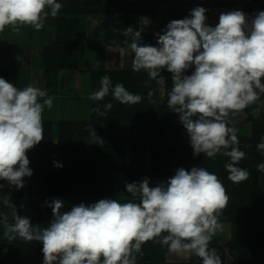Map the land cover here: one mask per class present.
I'll use <instances>...</instances> for the list:
<instances>
[{
  "label": "clouds",
  "instance_id": "9594fccd",
  "mask_svg": "<svg viewBox=\"0 0 264 264\" xmlns=\"http://www.w3.org/2000/svg\"><path fill=\"white\" fill-rule=\"evenodd\" d=\"M62 7L57 0H0V33L20 27L39 31L48 16L56 18ZM206 12L198 6L189 17L171 20L154 34L157 46L141 43L144 27L150 24L142 18V29H124L123 35L131 38L130 44L124 43L134 53L132 71L146 72L149 81L166 93L167 106L179 116L194 156L228 157V179L240 183L250 173L238 166L245 153L239 149L238 130L229 126L233 124L229 118L246 115L253 105L264 106V10L252 18L240 10L221 13L214 27L207 24ZM163 69L172 74L170 90L161 75ZM189 69L193 71L186 75ZM110 90L122 104L141 102L142 97L123 84L113 87L107 75L89 99L103 100ZM154 92L147 94L149 103H155ZM53 99L39 87L19 88L0 77V181L17 190L25 186V177L33 175L27 153L44 140L43 113L46 107L52 108ZM112 107L107 103L103 110L98 105L91 111L105 116ZM259 112L256 107L252 114ZM257 150L264 154V137ZM54 166L62 164L54 162ZM257 171L264 172V163L257 165ZM125 189L136 199L105 198L63 212L65 205L59 198L46 201L52 210L46 226L33 224L6 197L3 204L12 209V220L0 212L3 236L8 243L41 242L43 264H136L147 242L159 243L175 255H195L201 264H222L210 244L222 229L219 217L230 197L215 173L203 167L190 171L181 167L166 183L153 187L145 177L126 182Z\"/></svg>",
  "mask_w": 264,
  "mask_h": 264
},
{
  "label": "trees",
  "instance_id": "16d2710c",
  "mask_svg": "<svg viewBox=\"0 0 264 264\" xmlns=\"http://www.w3.org/2000/svg\"><path fill=\"white\" fill-rule=\"evenodd\" d=\"M57 2L63 5L57 17L48 16L56 32L50 43L38 51L46 90L53 87L58 73L79 70L80 57L86 46V41L80 37V25L82 19L88 17V21L96 20L93 30L96 36V65L87 69L90 94L99 89L101 78L107 75L113 87L121 83L142 99L135 105L122 104L113 98L110 90L103 100L88 98L87 113L85 111L81 118L44 119V140L27 153L33 175L24 178L25 186L19 190L6 181H0L3 185L0 188V212L7 213L11 222L12 209L3 204L7 197L18 212L28 216L33 224L41 225L44 221L49 224L52 218L46 217L50 209L46 201L54 198L75 203H93L105 198L127 202L136 198L126 192V182H140L147 177L150 186L154 187L158 183H166L181 167L189 171L192 167H203L220 178L230 197L219 217L220 223L229 225V236L222 242L215 234L210 247L217 249L222 264H264V172L257 171V165L264 163V154L257 150V144L264 137V113L260 110L258 116L252 114L260 105L246 109L247 114L242 119L246 129L237 128L239 149L245 153L238 166L247 169L250 176L246 181L233 183L225 169L228 157L221 154L215 158L203 154L194 156L190 138L179 116L167 106L166 93L155 81H149L146 72L132 71L134 53L124 43L128 36L123 35L124 29L130 26L142 29L140 21L146 17L154 28L147 33V26L144 27L142 39L144 43L157 46L154 34L159 32V28L165 29L173 19L189 17L190 11L198 6L207 9L206 22L214 27L219 22V16L213 13V7L235 3L250 7L255 0ZM107 48L116 53L127 48L129 53L124 52L122 60L119 58L114 65L108 66ZM192 71L189 69L185 74L190 75ZM161 75L166 89L170 90L172 74L163 69ZM150 90H155L152 97L155 103H149L147 94ZM107 103L113 105L107 115L100 116L91 111L98 105L103 110ZM54 162H59L62 167H55ZM115 173L121 176L119 188L115 187ZM3 231L0 224V264H43L42 244H36L33 249V241L28 243L17 239L8 243ZM142 252L143 255H137L136 264H201L195 255L178 258L159 243H145ZM228 257L230 260L227 261Z\"/></svg>",
  "mask_w": 264,
  "mask_h": 264
},
{
  "label": "rangeland",
  "instance_id": "374dc122",
  "mask_svg": "<svg viewBox=\"0 0 264 264\" xmlns=\"http://www.w3.org/2000/svg\"><path fill=\"white\" fill-rule=\"evenodd\" d=\"M86 18L82 19L80 25V37L82 41H86V46H84L85 48L80 57L82 61L79 67L78 80H76V85L74 84L75 81L63 84L65 86L61 85L60 89L62 91V95L59 94L57 98L54 99L55 108L52 110V112H54L53 117L56 118L68 117L65 112L59 110L60 108H63L69 112L66 108H69V106H72L75 102H78L77 104H79L81 108L78 115H82L85 111L87 113L88 99H86V97H82L76 100L75 98V96H78L76 95L77 91L88 88V67L96 65V36L93 31L96 20L89 19L88 21ZM152 27L153 23L150 21V24L146 27V32L148 33ZM162 30V28H159V32H162ZM55 32V25L53 24L51 18H47L45 20L44 27L39 31H36L31 27H20L18 31L6 28L4 32L0 33V77H5L8 82L13 83L19 88H23L28 85H34L41 89L44 88L46 79L41 76L42 65L39 62L38 51L43 45L50 43ZM144 35L145 32H143L142 38ZM127 40L128 42H131L130 37H128ZM141 40V42L144 43V39ZM109 50L110 51H107L106 55V63L108 66L114 65L117 62V57L122 60L124 52L127 54L129 53L127 48L120 49L117 53L112 49ZM50 91L51 89L49 92ZM240 127L242 128V126ZM117 174L118 173H115V176ZM116 179L119 182L116 183L115 187L119 188V184H121V176L117 175ZM62 201L65 205L64 208L61 209L62 212L70 210L74 205L80 204L78 201H76V203L75 201L66 199H62ZM82 203L86 205L92 204L91 202ZM46 217L52 218L51 208L46 212ZM46 225L47 223L45 221L41 224V226ZM221 225L222 229L218 230L216 234L220 240H224L229 236V225L225 223H221ZM35 247L36 244H33V249H35Z\"/></svg>",
  "mask_w": 264,
  "mask_h": 264
},
{
  "label": "crops",
  "instance_id": "0c3cea01",
  "mask_svg": "<svg viewBox=\"0 0 264 264\" xmlns=\"http://www.w3.org/2000/svg\"><path fill=\"white\" fill-rule=\"evenodd\" d=\"M215 21L217 22L218 20L216 19ZM152 28H154V25H153ZM89 43H90V41H89ZM109 49H111V48H107L106 49V55H107V51H110ZM117 60H118V57H117ZM78 75H79V70H76L74 72L62 71V72H60V73H58L56 75V82L53 85V87L50 88L51 89L50 92H48L50 89L49 90H46V87L45 86H44V88H42V90H46L48 92L49 96H52L55 99V98H57V96L59 94L62 95V91L60 89L61 85L62 86H65L63 84L70 83V82H73V81H75L74 84L76 85V82H77L76 80H78ZM41 76H42V74H41ZM2 78L6 79L5 77H2ZM76 95H78V96H75L76 100H78L79 98H82V97H86V99H88L89 98V95H90L89 87L87 89H85V90L81 89V90L77 91ZM54 99H53V104L55 102ZM77 103L78 102H75L72 106H69V108H66L67 110H69V112H67L63 108H60L59 111L65 112L67 114V116H68V117H64V118H62V117L61 118L60 117H58V118L53 117V113L54 112H52V110L55 108V104L52 106V108L50 110L46 107L45 110H44V113H43V120L44 119H53V120H58V119H78V118L83 117L84 114H85V112L82 113V115H78L79 114V110L81 108H80L79 104H77ZM260 110H261L262 113H264V106H261L260 105ZM229 119L233 120V123H234V125H235L236 128L239 129V128H241L240 126H242L241 129L243 131L246 129V125L242 121L243 115H240V116H237V117H230ZM235 121H237V122H235ZM117 182H119V181H117ZM93 203H95V202H93ZM224 240H220V241L223 242ZM32 244H42V243L41 242H37V241H33ZM187 256H188V253H185L184 255H177L178 258H184V259L187 258ZM228 259L229 258H227V261H228ZM34 263H35V260H34Z\"/></svg>",
  "mask_w": 264,
  "mask_h": 264
},
{
  "label": "built area",
  "instance_id": "2783aa9c",
  "mask_svg": "<svg viewBox=\"0 0 264 264\" xmlns=\"http://www.w3.org/2000/svg\"><path fill=\"white\" fill-rule=\"evenodd\" d=\"M262 7H264V0H255V4L250 7L245 6L242 3H235L229 6H215L213 7L212 11L214 14L220 16L221 13H225L232 10H240L247 14L249 18H252L256 13H258L262 9Z\"/></svg>",
  "mask_w": 264,
  "mask_h": 264
},
{
  "label": "water",
  "instance_id": "95a60500",
  "mask_svg": "<svg viewBox=\"0 0 264 264\" xmlns=\"http://www.w3.org/2000/svg\"><path fill=\"white\" fill-rule=\"evenodd\" d=\"M262 10H264V7H262L261 11H262ZM262 82H264V81H262Z\"/></svg>",
  "mask_w": 264,
  "mask_h": 264
}]
</instances>
